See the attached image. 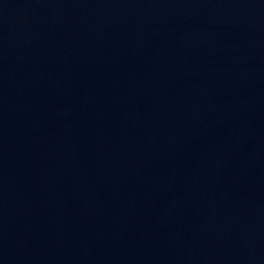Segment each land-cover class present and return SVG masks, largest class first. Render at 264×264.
Wrapping results in <instances>:
<instances>
[{"label":"water","instance_id":"obj_1","mask_svg":"<svg viewBox=\"0 0 264 264\" xmlns=\"http://www.w3.org/2000/svg\"><path fill=\"white\" fill-rule=\"evenodd\" d=\"M0 264H264V0H0Z\"/></svg>","mask_w":264,"mask_h":264}]
</instances>
